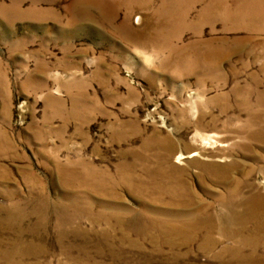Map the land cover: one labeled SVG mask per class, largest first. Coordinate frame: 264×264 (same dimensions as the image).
<instances>
[{"label": "rangeland", "instance_id": "1", "mask_svg": "<svg viewBox=\"0 0 264 264\" xmlns=\"http://www.w3.org/2000/svg\"><path fill=\"white\" fill-rule=\"evenodd\" d=\"M99 1L115 6L112 19L98 5L81 15L77 0H0V236L21 242L18 264H230L232 253L218 255L233 246L225 231L212 232L216 247L207 231L144 227L226 214L248 183L264 191V5ZM160 20L188 28L130 35ZM215 46L230 55L210 67ZM195 160L238 168L216 180ZM150 175L158 181L142 182ZM176 179L190 182L191 208L159 191ZM99 231L124 257L95 247Z\"/></svg>", "mask_w": 264, "mask_h": 264}, {"label": "bare ground", "instance_id": "2", "mask_svg": "<svg viewBox=\"0 0 264 264\" xmlns=\"http://www.w3.org/2000/svg\"><path fill=\"white\" fill-rule=\"evenodd\" d=\"M142 0H140L141 2ZM172 0H169L171 2ZM221 1V0H220ZM222 2V1H221ZM262 4L264 5V0L262 1ZM194 2H192L193 4ZM218 3H216L217 5ZM92 5H98L100 6V13L102 15V18L104 20H109L110 18H113L112 11H109V8H114L113 4L108 3L107 5L102 4L99 0H77L75 8L80 7V14L87 15L91 12V9L89 8ZM116 5V3H115ZM192 11V10H191ZM190 11V12H191ZM175 14L174 12H171V14L168 16L169 18H174ZM141 20V17L139 16L138 21ZM193 26V25H192ZM130 35L134 39H143L146 38L150 41H154L161 38H173L175 36L180 37V30H186L187 26H181V25H171L168 24L162 20L157 22L156 24H149V28L145 33V36L143 32L140 31H133L131 29V26H129ZM194 29V28H193ZM197 30V29H196ZM136 33V34H135ZM135 34V35H133ZM145 43V42H142ZM230 55V49H225L221 47H214L213 49L209 48V51L207 52L209 60V64L212 66L219 67L221 66L223 60L228 58ZM262 68H264V63L262 64ZM258 135L264 136V125L260 126V132L257 133ZM170 150H172L173 146H170ZM185 155L180 154L178 158H184ZM196 164H199L201 169L202 176H209L216 180H229L230 176H232V172L238 168L236 167V163L232 162L229 164H217L214 162H207V163H201L199 160L193 161ZM172 170H170L173 174L180 173L183 174L185 172V169L183 167L180 168H174L170 166ZM127 174H123V178H125ZM172 178V177H171ZM159 179V176L150 175L148 176L146 181L142 182H148L152 181L153 183H156ZM187 181V182H186ZM165 181L161 180L159 181V191L162 194H168L171 193L174 198H172L175 204L178 205L184 204L187 205L186 207L191 208L194 204V193L192 191V188L190 187V182L188 180L183 181L182 183H178L177 179L174 180L172 183H174L176 186L174 188L170 187H164L163 189L160 188V185L163 184ZM170 188V189H169ZM247 188L251 189V192L248 193ZM141 192L145 193L146 188L141 187ZM178 202V203H177ZM147 204V202H144ZM226 208L229 210L224 213H220L216 216H207L204 215L202 217L197 216H191L190 221H184V220H155L150 219L154 225H145L144 231H147L148 228H155L157 231H207L205 233L207 242L212 243V245L218 247V245L221 243L220 240L213 239L212 238V232L214 231H225L224 236L228 237L230 239H234L233 246H227L224 247L225 249L222 250L218 255L220 256L219 259H221L222 255L226 252L232 253V261H230V264H264V232L261 234H248L245 235L244 231H264V191L258 187L257 183H253L252 185L250 183L247 184L246 188L242 193H240L239 196H231L228 195L226 197L225 202ZM194 212V210H189ZM191 213V212H189ZM102 217H122L121 215H100ZM150 224V223H145ZM125 231V229H122ZM99 237L94 244L96 248H105L108 250V255H116L120 257H124L123 250L118 252H113L109 249V247H114L118 242L115 238V234L112 231H99ZM124 235L122 238H124L123 244L128 243L129 245H133L129 239V234L123 233ZM163 242H168L170 239L169 237L163 235ZM187 237V236H186ZM185 237V240L187 238ZM95 239V238H94ZM88 236L87 234H84L83 242L82 244L87 245ZM157 239L156 241H158ZM94 242V241H93ZM170 242V241H169ZM21 243L18 240L15 241H4L0 236V264H18L19 263V254L17 255L16 252L11 249L12 246H15L16 244ZM84 247V246H82ZM247 248H249V251H247ZM173 255V254H172ZM177 257L176 255L174 258ZM84 263V262H82Z\"/></svg>", "mask_w": 264, "mask_h": 264}]
</instances>
